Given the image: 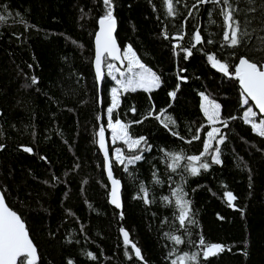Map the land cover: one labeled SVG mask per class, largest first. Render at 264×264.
I'll return each instance as SVG.
<instances>
[{
  "label": "trees",
  "instance_id": "1",
  "mask_svg": "<svg viewBox=\"0 0 264 264\" xmlns=\"http://www.w3.org/2000/svg\"><path fill=\"white\" fill-rule=\"evenodd\" d=\"M229 2L248 33L236 47L224 46L222 3L193 8L196 0H173L176 14L169 16L166 0H113L120 44H130L161 78L150 92L123 91L114 110L113 120L129 124L133 138H146L142 152L125 150L142 155L127 171L109 146L122 183L121 213L109 203L97 145L111 84L104 75L99 90L93 68L94 35L106 12L102 0H0V11L11 13L0 24V190L25 220L38 248L37 264H171L184 253L202 252L196 247L201 235L224 250L201 256L199 264H264V137L243 119L239 81L207 60L216 54L234 71L241 56L264 59V0ZM196 30L204 43L185 58L174 45L190 47ZM177 34L183 41L172 39ZM201 93L219 102L228 122L221 123V164L191 175L182 160L174 172L166 153L203 151L210 124ZM166 117L175 121L167 128L161 122ZM197 129L200 139H193ZM203 159L210 162V156ZM178 187L187 193L195 221H186L185 228L172 195ZM227 191L236 197L231 206ZM122 228L143 259L131 243L125 246Z\"/></svg>",
  "mask_w": 264,
  "mask_h": 264
},
{
  "label": "snow or ice",
  "instance_id": "2",
  "mask_svg": "<svg viewBox=\"0 0 264 264\" xmlns=\"http://www.w3.org/2000/svg\"><path fill=\"white\" fill-rule=\"evenodd\" d=\"M103 5L106 8L105 15L98 21L99 32L96 34V55H95V69L97 80L103 79V68L106 67L108 75L112 76V79L116 81L119 89L124 92L136 91L137 89H143L145 91H152L157 89L161 85V78L152 68L143 63L137 53L134 51L131 45H127L126 49L122 52L113 36L115 30L116 21L113 16V0H102ZM167 13L169 16H174L173 0H166ZM214 3L226 5V8L221 9L225 22V30L223 32L224 46L236 47L241 44L242 39L248 35L247 31H241L240 22L233 18V10L229 0H196L193 4V8H196L201 3ZM191 15V13H189ZM11 16V13L6 11H0V24L6 23L7 19ZM165 38L167 39V33L165 32ZM172 39L183 41L184 36L177 34ZM194 43L190 47H181L179 43L174 45L175 48H180L181 51L186 53V57L192 55V49L197 45L204 43L199 30L194 32ZM264 42V41H262ZM212 43V41H208ZM107 54V55H105ZM207 60L211 63V66L223 73L225 76L235 78L239 81L241 88L242 106L248 105L249 100L254 102V106L258 109V113L253 110L252 107H248L243 113V119L245 123L251 125L254 132L261 137H264V118L257 121L258 114L264 117V59L251 58L249 56H241L238 63L234 66V71H230V64L228 62H222L217 58L216 54H208ZM110 61H119L121 65L126 62V70L122 71L120 67ZM118 73L113 75V73ZM186 79L185 77H180ZM32 83H37L35 77L32 78ZM112 103L107 109L108 126L111 129L112 140L122 141L129 151H143L142 144L146 143L145 137L133 138L129 132L130 125L123 123L119 118L113 121L114 110L119 103L118 88L111 89ZM176 92H171L170 96L175 97ZM204 103L201 105L204 115L207 120L213 125L210 131L206 133V139L203 142V151L197 155H184L183 153H166V156L171 160L169 167L172 171H176L181 167L180 161H186L185 170L189 171L191 175H198L201 169L208 170L211 164H221L220 148L219 144L224 143V136L220 134V128L215 127L217 123H222L227 127V120L221 119L220 108L221 106L214 100L210 99L207 95L201 93ZM135 112V109H131ZM149 115H154L153 111H150ZM160 115H163L161 112ZM160 115L156 118L159 119ZM148 117H145L147 119ZM167 123L161 121L164 127H168L169 123L174 124L175 121L170 117L165 118ZM235 119V117H231ZM142 121H136L140 123ZM202 129H197L193 139H200V132ZM171 131V129H170ZM176 134V133H173ZM99 146L104 150L105 161L107 164V175L111 181V203L117 208L121 207V201L119 196L120 180L113 177L112 163L109 159V152L105 145V128L101 126L98 132ZM213 141L217 146L213 147ZM191 143L192 141H187ZM3 145H0V149ZM26 152H31L30 147H24ZM150 150V146H149ZM116 156L115 161L124 165L125 171L128 170V165L134 164L136 161L142 159L141 154L125 157L121 149H115ZM210 156V162L204 160L203 157ZM159 182V181H157ZM141 191L143 192V198L147 202V190L141 185ZM175 197V204L178 208L177 219L181 228H185L187 221L189 224H194L195 221L191 219L190 201L185 199L187 193L182 188L174 189L172 192ZM227 200L232 205V202L236 199L231 191L225 193ZM139 198V197H138ZM165 201H168V197H163ZM123 238L125 246H128L131 242L129 240V234L127 231H123ZM169 239L173 240L176 244L184 243L180 236H169ZM196 247L202 249V252H193L191 254L184 253L177 259H173L171 264H199L201 256L207 259L209 256L216 255L223 251V246L215 243H206L203 235H201L196 242ZM131 248L134 249L135 256L143 259L141 251L134 243L131 244ZM172 253H170L171 255ZM88 255L95 259L92 253ZM132 257L129 256V259ZM37 264V250L33 245L32 240L29 238L28 231L26 230L25 223L21 216L13 211L5 202L4 193L0 192V264ZM68 264H73L71 260Z\"/></svg>",
  "mask_w": 264,
  "mask_h": 264
},
{
  "label": "rangeland",
  "instance_id": "3",
  "mask_svg": "<svg viewBox=\"0 0 264 264\" xmlns=\"http://www.w3.org/2000/svg\"><path fill=\"white\" fill-rule=\"evenodd\" d=\"M127 45H130V44L126 43L125 45H123V51L126 49V46H127ZM132 48H133V47H132ZM134 51H135V50H134ZM135 52H136V51H135ZM110 62L116 64V66H117V67H120L122 71L126 70V62H125V64H123V65L118 64V63H116L115 61H110ZM104 70H105V74H104V75H107V76L109 77V79L111 80V84H110V86H109V97H110V101H109V103H108V105H107V107H106V111H105V114H106L105 128L107 129L108 143H109V146L111 147V150H112V156H113L114 159H115V156H116L115 149H117V148H119V149L122 150L123 155H124L125 157H129V156H132V155L126 153L125 150H128L127 145H125L122 141H119V140L113 141V140H112L111 129H110V127L108 126V117H107V109H108V107L111 106V103H112V93H111V89L114 88V87L118 88V98H120V95H121V93L123 92V90H122V89H119L118 85L116 84V81L112 79V76H111V75H108V70H107L106 67H104ZM113 75H117V77L119 78L118 73H115V72H114ZM210 99H211V98H210ZM212 100H213V99H212ZM214 101H215L216 103L219 104L218 101H216V100H214ZM203 103H204V101H203V99H202V100H201V105H202ZM219 105H220V104H219ZM248 107H252L253 110L256 111V112L258 113L257 109L255 108V106L252 104V102H251L250 100H249V104H248V105H244L243 113H244V111H245ZM220 110H221V108H220ZM243 113H242V116H243ZM261 118H264V117H261L259 114H258V116L256 117L257 121H258L259 119H261ZM221 119H222V118H221ZM113 121H115V120H113ZM122 122H123V121H122ZM207 122L210 124V128H209V131H210V130H211V127H212L213 125H212L208 120H207ZM123 123H124V122H123ZM215 127H218V128H220V130H221V123H217V124L215 125ZM220 134L224 136L222 130L220 131ZM206 138H207V137H206ZM216 146H217L216 142L213 141V147H216ZM218 146H219V145H218ZM118 163H119V162H118Z\"/></svg>",
  "mask_w": 264,
  "mask_h": 264
},
{
  "label": "water",
  "instance_id": "4",
  "mask_svg": "<svg viewBox=\"0 0 264 264\" xmlns=\"http://www.w3.org/2000/svg\"><path fill=\"white\" fill-rule=\"evenodd\" d=\"M104 16V15H103ZM103 16H100L99 18H98V21H99V19L101 18V17H103ZM114 18H115V21H116V25H115V30H114V32H113V36H114V38H115V40H116V42H117V45L119 46V48L121 49V51L123 52V46L120 44V42H119V40H118V38H117V36H116V33H117V29H118V20H117V18L114 16ZM99 32V23H98V28H97V30H96V32H95V35H94V53H93V68H94V72H95V76H96V69H95V55H96V43H95V39H96V34ZM105 55H107V54H105ZM116 63H118V64H120V62L119 61H115ZM103 73L105 74V70H104V68H103ZM103 79H104V75H103ZM103 79H101V80H97V76H96V80H97V83H98V88H99V90L101 89V87H102V83H103ZM251 101V100H250ZM252 102V101H251ZM252 104L254 105V102H252ZM257 111H258V109H257ZM98 132H99V129H98ZM97 145H98V147H99V149H100V151H101V153H102V156H103V159H104V168H105V172H106V176H107V179H108V183H109V196H108V200H109V203L112 205V206H114L115 208H117L115 205H113L112 203H111V188H112V185H111V181L109 180V178H108V175H107V164H106V161H105V156H104V150L103 149H101L100 148V146H99V137H98V133H97ZM105 145H106V147H107V149H108V152H109V159L111 160V155H110V151H109V143H108V138H107V130L105 129ZM112 172H113V169H112ZM113 177L115 178V179H118V180H120V178H118V177H116L115 175H114V172H113ZM0 192H2V190H0ZM3 193V192H2ZM119 196H120V201H121V207L120 208H117L121 213H122V209H123V202H122V183H121V180H120V188H119ZM5 202H6V204L13 210V211H16L15 209H13L9 204H8V202H7V200H6V198H5ZM17 212V211H16ZM17 214L18 215H20L18 212H17ZM22 218V217H21ZM22 220L24 221V223H25V227H26V230L28 231V234H29V238L32 240V242H33V245L35 246V248H36V250H37V260H38V258H39V252H38V248H37V245L35 244V242L33 241V239H32V237H31V235H30V232H29V229H28V227H27V224H26V222H25V220L22 218ZM123 231H127L125 228H122V233H123ZM128 232V231H127ZM128 234H129V232H128ZM130 236V235H129ZM130 240V239H129ZM130 242H131V244L132 243H134L133 241H131L130 240ZM135 244V243H134ZM136 245V244H135ZM136 247H138L137 245H136Z\"/></svg>",
  "mask_w": 264,
  "mask_h": 264
}]
</instances>
